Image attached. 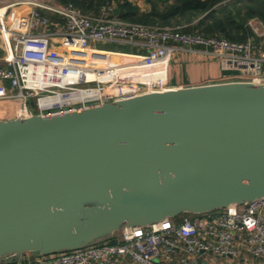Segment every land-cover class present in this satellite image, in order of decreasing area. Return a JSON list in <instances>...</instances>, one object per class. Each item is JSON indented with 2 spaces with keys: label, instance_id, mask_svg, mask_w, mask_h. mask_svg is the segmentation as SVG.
Segmentation results:
<instances>
[{
  "label": "water",
  "instance_id": "95a60500",
  "mask_svg": "<svg viewBox=\"0 0 264 264\" xmlns=\"http://www.w3.org/2000/svg\"><path fill=\"white\" fill-rule=\"evenodd\" d=\"M262 198L264 85L227 81L0 120V264Z\"/></svg>",
  "mask_w": 264,
  "mask_h": 264
},
{
  "label": "built area",
  "instance_id": "2783aa9c",
  "mask_svg": "<svg viewBox=\"0 0 264 264\" xmlns=\"http://www.w3.org/2000/svg\"><path fill=\"white\" fill-rule=\"evenodd\" d=\"M128 1L137 6L143 2ZM16 6L29 8L28 31L7 27V11ZM41 10L56 16L62 27L49 30L52 22ZM247 25L253 37L231 42L184 33L178 27L122 22L115 18L113 6L89 15L69 3L0 0L6 53L0 80L8 81L21 99L16 117L69 112L169 90V65L177 52L217 61L222 71L234 73L230 81L264 85V24L250 20ZM55 43L62 51L53 50ZM94 44L128 46L131 52ZM67 97L66 103L55 104ZM115 234L113 241L46 256L26 254L20 263L11 264H198L203 253L237 257V244L264 264V198L124 227Z\"/></svg>",
  "mask_w": 264,
  "mask_h": 264
},
{
  "label": "trees",
  "instance_id": "16d2710c",
  "mask_svg": "<svg viewBox=\"0 0 264 264\" xmlns=\"http://www.w3.org/2000/svg\"><path fill=\"white\" fill-rule=\"evenodd\" d=\"M97 15L103 6L118 10L115 18L147 27H178L184 33L244 42L253 34L251 19L264 23V0H145L147 8L128 0H56Z\"/></svg>",
  "mask_w": 264,
  "mask_h": 264
},
{
  "label": "crops",
  "instance_id": "0c3cea01",
  "mask_svg": "<svg viewBox=\"0 0 264 264\" xmlns=\"http://www.w3.org/2000/svg\"><path fill=\"white\" fill-rule=\"evenodd\" d=\"M47 4H60L56 0H38ZM41 13L47 15L52 24L49 30L59 29L62 27L61 21L56 16L41 10ZM6 24L10 30L25 32L28 31L29 8L27 6H16L9 8L6 14ZM39 31V30H36ZM35 31V32H36ZM5 42L0 34V68L5 66ZM54 51H62L58 44H54ZM230 72L222 71L219 64L214 60H207L201 56L177 52L173 55L169 65V85L174 88H184L227 82L232 79ZM21 106V99L11 90L9 82L0 80V120L5 121L16 117L17 110ZM34 109V105L30 104ZM116 234L110 240L113 241ZM108 240V241H110ZM238 256L223 257L208 253L200 254L198 264H260L257 258L251 256L241 244L236 245Z\"/></svg>",
  "mask_w": 264,
  "mask_h": 264
},
{
  "label": "rangeland",
  "instance_id": "374dc122",
  "mask_svg": "<svg viewBox=\"0 0 264 264\" xmlns=\"http://www.w3.org/2000/svg\"><path fill=\"white\" fill-rule=\"evenodd\" d=\"M143 2L139 4V6L141 7V9H145L147 8V5L145 4L144 0H142ZM261 22L262 24H264L262 21H260L259 19L257 18H254V19H251V22L252 23H255V22ZM249 27V26H248ZM94 47L96 48H105V49H109V50H113V51H120V52H124V53H130L131 50L129 49L128 46H119V45H106V46H102L101 44H94ZM234 73H230L229 75H232ZM38 112V111H36Z\"/></svg>",
  "mask_w": 264,
  "mask_h": 264
},
{
  "label": "bare ground",
  "instance_id": "6f19581e",
  "mask_svg": "<svg viewBox=\"0 0 264 264\" xmlns=\"http://www.w3.org/2000/svg\"><path fill=\"white\" fill-rule=\"evenodd\" d=\"M178 89H180V88H174V89H169V90H166V91H163V92H167V91H172V90H178ZM160 93V92H159ZM162 93V92H161ZM73 97H75V96H73ZM70 100V98H58V99H56L55 100V104H63V103H66V101H69ZM32 115H28V116H21V117H18V118H29V117H31Z\"/></svg>",
  "mask_w": 264,
  "mask_h": 264
}]
</instances>
